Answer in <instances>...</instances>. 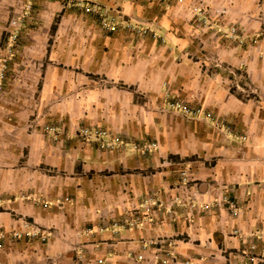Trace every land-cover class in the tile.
<instances>
[{"label": "crops", "instance_id": "0c3cea01", "mask_svg": "<svg viewBox=\"0 0 264 264\" xmlns=\"http://www.w3.org/2000/svg\"><path fill=\"white\" fill-rule=\"evenodd\" d=\"M26 1L30 8L18 29L19 45L8 61V81L13 78V64L31 50V42L37 41L41 51V44L45 48L46 31L52 33L54 41L49 54L54 64L46 68V90L40 95L44 96L40 98L41 104L49 95L77 97L72 91L78 89L81 80L88 86V104L84 109L89 112L85 115L87 120L89 116L94 123L113 128L114 132L141 136L153 133L149 124L147 131L142 130L147 119L129 115L116 120L119 118L116 116L115 122L109 123L99 117L97 109L93 110L97 117L93 113L92 117V95L95 89L100 96L107 95V102L99 101L103 106L114 98V105L120 104L119 107L130 111L131 106L135 110H154L144 106L137 109L136 101L126 91L113 95L114 91L97 88L92 81L106 76L119 79L152 97L161 89L160 83H165L169 94L192 107L214 113L231 127L229 132L214 135L211 133L214 127L202 117H193L187 121L184 139H125L126 144L158 143L159 151L157 145L149 148L152 153L148 158L129 145L122 151L105 152L75 138L49 139L48 135L33 137L26 133L4 138L0 134L2 204L38 215L45 225L54 228L45 243L30 238L18 242L6 239L2 258L12 254L30 264H43L48 257L57 258L55 264H98V259L103 260L102 264H160L159 256L167 249L173 253L172 264H261L248 259L246 251L250 243L258 242L254 235L264 232V185L260 184L264 180V23L258 20L259 16L264 19V0H203L213 7H227L225 15L212 10L209 13L212 23L206 28H201V22L190 9L198 0L91 3L94 10L101 9L118 23L137 21L141 26L155 25L165 36L164 42L134 35L122 25L115 32L107 31L101 27L98 13L81 8L85 3L79 7L71 0ZM5 24L6 15L0 3V57L5 52L1 42ZM233 24L245 35L242 44L222 33ZM80 33L86 38V48L81 51L84 57L79 55ZM208 48L215 50L214 63L206 55ZM34 49L37 48L33 46ZM210 63L230 65L233 73L242 70L258 98L254 93L253 98H242L236 89L229 87L231 75L216 67L209 70ZM24 76L30 79L27 73ZM19 86L3 85L0 123L9 121L4 116L10 114L20 122L19 119L32 113L34 105ZM91 89L94 92L89 95ZM27 90L29 95L28 86ZM156 121L150 117L157 128L161 123ZM244 134L246 140L242 139ZM148 140L157 142L146 143ZM213 157L216 161L209 167L195 159ZM182 163L190 167L194 179L204 182L198 187L181 185ZM159 165L164 168L158 169ZM148 167L150 174L144 169L138 172L130 169ZM47 168L57 170L58 174L47 172ZM148 193L169 201L172 210L154 207L145 215L141 210L146 205L142 197ZM226 193L240 200L237 215L221 203L202 207ZM137 208L141 217L132 226L111 225L113 219L134 215ZM100 211L106 214L102 220ZM8 217H4L5 223L10 224L7 228H17L20 221ZM100 223L105 225L102 232L74 235L73 224L96 227ZM167 235L171 238L166 241L162 236ZM156 238L164 241L146 246L147 240ZM259 241L261 251L264 241ZM80 244L84 255L81 262H76V252L71 248Z\"/></svg>", "mask_w": 264, "mask_h": 264}, {"label": "rangeland", "instance_id": "374dc122", "mask_svg": "<svg viewBox=\"0 0 264 264\" xmlns=\"http://www.w3.org/2000/svg\"><path fill=\"white\" fill-rule=\"evenodd\" d=\"M77 3V5L80 7L81 3H85L82 5V9L85 12L92 11L94 13H98L100 17V25L103 29L108 30L103 26V19L108 21L109 19H112L113 17L106 16V14L100 10H94L92 7L93 3L96 0H71ZM169 1V0H166ZM177 1V0H176ZM183 1V0H182ZM181 1V2H182ZM179 2V1H178ZM0 3L2 4V11L6 15V24L4 27L3 31V39H1V42H3V48L4 51L2 54V57H0V85L2 86V90L0 91V95L3 94L4 88L3 85H6V83H11V85H20L19 87L23 90L25 95L29 98L33 106L32 113L28 115L26 118L19 119L20 122H17V120H13L12 115L10 114L4 116V118L9 119V121H2L0 123V134L6 138L7 136L11 135L12 136H22V134L26 133L29 134L30 136H38L41 135H48L50 138L49 139H78L83 143L89 144L91 146H95L99 150H104L105 152L109 151H122L126 146L129 145L134 151L139 152L141 156L143 157H149L152 153L151 150H148L145 145V141L143 142H129L126 144L125 139H173V138H179V139H184V134L185 132L188 131L187 128V121L190 120V118H193V115H190L189 112L184 111L183 109L176 107L174 103L177 101L183 103L184 106H186L188 109L191 108H197V107H192L185 102L181 101L180 98L173 96L172 94H169L167 91V85L165 83H160V88H158V93L155 94L154 97L150 96V94H145L142 91L138 90L137 87H135L133 84L129 85L127 83H124L122 80H114L110 79L109 77H103L99 79H94L92 81V85H94L97 88H107L110 89V91H114V94L117 91H126V94L131 96L134 101H136L134 107L140 108L141 106H144L145 109L146 107L153 109L154 111H146L144 109H138L135 110L131 106V111L127 108L124 109L122 107H119L120 104L114 105V98H112L110 104L106 106H103L100 104V102H107L108 96H100L97 91L98 89H95L96 93L92 95V100L94 103L93 106L91 107V116L93 117V114L97 117L98 113H93L94 109H97L99 111V117L105 119L106 121L110 122H115V117H119L116 120L120 119L122 116H129L132 115L136 117V115L143 116L147 121H144V128L142 130L147 131L148 127L147 125L149 124V129L153 130L152 134L143 133L144 135L138 136V135H126L123 131L121 132H114L113 128H107L104 126H101L97 123H94L93 120H91L88 116V120L85 115H87L89 112H85L84 109H87V104L88 101L87 99V88L88 86L83 82V81H78L80 82L78 84V89L74 90L72 92H76L77 97H72L68 95H58V96H51L45 98V103L41 104L40 98L44 99V96L42 95L43 91L46 90L45 84V73H46V68L49 67L50 65L54 64V59H52L51 55L49 54V51L52 49L53 46V41L54 37L51 34L46 31V42H45V48L44 46L42 47L43 44H41V51L40 48H38V43L37 41L31 42L30 49L26 55L23 56V58L19 61V63L13 64L12 71H13V78L9 80L8 74L9 69H10V63L8 62L11 59L12 53L14 52L13 50H16V45H19V37L14 40L11 37V33L9 32V29H11L10 21L12 18H17L19 19V26L22 23V20L24 16L26 15L28 9L30 8L29 5H27L26 0H0ZM217 8V9H216ZM191 12L194 13V16L196 19L201 22V28H206L207 25L210 26L212 23V19L209 15V13L212 10H215L216 12L222 13V15L227 13V7L223 6H217L213 7L210 6L206 1L203 0H198L194 3L191 4L190 6ZM59 14V15H58ZM57 15L60 16V13ZM69 20V18L67 19ZM258 20L261 23H264V19L262 16L258 17ZM56 22V21H55ZM83 22V21H81ZM57 23V22H56ZM130 25H133L136 28H128L124 27L126 25V22H120V27L121 25L125 30H128L130 33H133L134 35L140 36V37H146L149 36L153 39H156L160 42L165 41V36L162 34V32L159 30L158 27L155 25H144L141 26L140 22L133 21V22H127ZM118 29V28H117ZM117 31V30H115ZM115 31H110V32H115ZM223 35L238 44H242L245 38L244 34L238 29L236 25H230L227 28H224L222 31ZM211 34V33H210ZM80 40L78 41V45L81 46V50L79 51L80 57H84L81 53L84 48H86V38L82 36V33H80ZM33 46H35L37 49L33 50ZM45 50L46 53L43 51ZM215 50L209 48L206 50L207 57L209 59H213L214 55L213 53ZM205 53V52H204ZM42 54H45V56H42ZM214 63V59H213ZM208 69L210 70L212 67L220 68L223 69L225 74L229 73L231 75V78L229 80L230 84V89H236L239 92V95L242 96V98L247 99V98H253L252 93L256 94V98H258V94L256 93L255 87L250 84L248 79L245 76V73L240 70L239 72L233 73V68L230 67V65H224V64H218L214 66V64H208L207 65ZM12 73V72H11ZM24 73H27L30 77V79L23 78ZM233 73V74H232ZM100 77V76H99ZM26 85H24V84ZM27 86L29 88V95H28V90ZM45 88V89H44ZM90 89V88H89ZM70 91V89L68 90ZM67 89H64V92H68ZM94 89H91L89 92L93 93ZM137 95H136V94ZM5 96V95H4ZM6 97H2L4 99ZM75 99L77 101L75 104L72 102ZM118 99V97H117ZM123 99V96H122ZM17 101V100H16ZM100 101V102H99ZM7 105L11 106L10 103ZM147 105V106H146ZM202 109V107H199ZM203 111L210 112L206 109H202ZM93 113V114H92ZM214 120L209 119L208 117L201 116L204 121H207L212 127L211 128V133L212 134H218L221 132L224 134L225 130L229 132V128L231 127L230 124L227 122H224L215 115L214 113L210 112ZM97 114V115H96ZM150 117H154L155 123L157 122L156 120L161 123V126L157 127L155 126V123L150 122ZM199 118V117H197ZM24 119V120H23ZM90 119V120H89ZM205 119H209L205 120ZM15 121V122H12ZM199 121V120H198ZM203 121V120H202ZM88 128L91 131H107L108 136L105 139H114L115 137H119V141H117L113 147H102L99 145L98 142L93 141L94 137L91 135H84L82 134V129ZM116 131V130H115ZM150 132V131H149ZM23 134V135H24ZM242 139L246 140L247 135L244 134L242 135ZM150 142H157V141H152L148 140L146 143ZM140 143V145H137ZM159 144L157 143V151H159ZM154 150V151H156ZM153 151V152H154ZM156 151V152H157ZM196 162H201L202 166L209 167L214 164L216 161L215 158H209V159H200V158H195ZM182 168L179 169V181L181 185H190L193 184L195 187H198L201 183L204 182L202 179H194L191 176L190 172V167L185 166L180 164ZM164 166L159 165L158 169H162ZM133 171H139L141 169L143 172L146 170L150 174L151 167H148V169L145 168H130ZM157 169V168H154ZM47 172L50 173H55L58 174V171H51V168L46 169ZM154 171V170H153ZM261 182V183H260ZM260 182L256 181L257 183L263 184L264 185V180H260ZM221 194L220 196L216 197L214 202L212 203H204L202 205L203 208H205L204 205H209L211 207V204L216 205L217 203L225 204L227 203L224 201L223 197L228 196L229 193ZM194 197L197 198V191L195 190L194 192ZM230 197V196H229ZM230 199H233L236 201L237 205L240 206V200L235 197L231 196ZM2 200L0 199V264H30V262H25L23 259L18 258L16 256H12V254H7L4 258L1 256V251L5 250L4 249V244L8 242L9 239L10 242H14V240H17L16 242L19 241V239H32L35 242H40V243H45L49 236L53 234L54 228L45 225L40 219L38 215L32 214L26 210H13L12 208L8 207L6 204H2ZM142 203L146 204L142 206L141 210L145 211L146 214H150L149 212L151 210H154V207H160V208H166L169 212L172 210L170 207V202L165 200L161 201L157 197L155 198L152 193H148L147 195H144L142 197ZM4 205V206H3ZM60 206H62V203H59ZM208 207V208H209ZM137 212L134 213L132 216H126L123 217L122 219H113L111 220V225L113 227H118L119 224L121 225H126L127 227L132 226L129 222L132 221L133 219H137L141 217V213L139 214L140 209H135ZM229 210V209H228ZM11 212V213H10ZM230 212V211H229ZM101 219L105 218L106 214L100 211ZM144 215V216H145ZM10 217L12 219H17L20 221L19 226L16 228L14 227L13 229H8L7 227L10 225L8 223H5V218L4 217ZM8 217V218H9ZM105 220V219H104ZM28 223L29 227L30 226H38L41 231L42 235L45 236V239L41 238L42 236H27V232H30L31 228L29 227H24V224ZM66 226V225H65ZM5 227V228H3ZM105 225L103 223H100L96 227L91 226V225H85L84 227H81V225H74L72 226V229L74 232V235L76 236H82V235H93L96 232H102L104 229ZM58 230V229H57ZM56 230V231H57ZM113 230V229H112ZM17 232V233H16ZM115 232V230H113ZM163 239H168L171 238V235L167 236H162ZM157 239V238H156ZM155 239L152 240H147L146 246H153V243L158 245L155 242ZM83 244H80L77 247L72 246L71 249H73L76 252V262H81L82 261V254H83ZM165 251L162 250V253ZM10 253V252H8ZM161 255L160 257V264H162L161 259L163 258ZM84 255V254H83ZM57 263V258H50L48 257L45 261H43V264H55Z\"/></svg>", "mask_w": 264, "mask_h": 264}, {"label": "built area", "instance_id": "2783aa9c", "mask_svg": "<svg viewBox=\"0 0 264 264\" xmlns=\"http://www.w3.org/2000/svg\"><path fill=\"white\" fill-rule=\"evenodd\" d=\"M179 2H181L182 0H177ZM19 19L17 18H12L10 21V25H11V29H9V32L11 33V37L12 39H16L18 36V29H19ZM120 23H118L117 21H114V19H109L108 21H106L105 19H103V26L105 28H107L110 31H115L117 30L118 26ZM124 27H128V28H136L133 25H130L129 23H126V25ZM2 90V86L0 85V91ZM174 105L176 107H179L181 109H183L186 112H189L190 115H193L194 117H201V116H206L211 120H214L213 115L210 112H205L203 111L201 108L197 107V108H191L188 109L186 106L183 105V103L177 101L176 103H174ZM82 134L84 135H91L94 137L93 141L98 142L100 146L102 147H113L114 144L119 141V137H115L114 139H105L108 134L107 131H91L88 128H84L82 129ZM157 144L156 143H151L146 145V148H153L155 147ZM224 201L227 203V207L230 211V213H232L233 215H237L238 211H239V206L237 205L236 201L233 199H230L229 196H224L223 197ZM205 208H208L209 205H204ZM137 222V219H133L132 221H130L129 223L135 224ZM24 227H29L28 223L24 224ZM29 228H31L30 232H27V236H42L41 238L45 239V236L42 235V231L38 226H30ZM17 233V232H16ZM255 237H257L258 242L259 239H261V241H264V232L259 233L258 235H254ZM164 241L163 239H157L156 241H152L155 243H161L162 241ZM151 242V241H150ZM151 242V243H152ZM258 242H252L248 245V251H246L247 257L248 259L252 260L253 262L257 261L258 263L264 264V248L261 251H258ZM164 253H162L163 258L161 259L162 264H172L174 261V256L173 253H171L170 250L164 249ZM138 258L141 259L142 255H138ZM98 264H102L103 260L102 259H98Z\"/></svg>", "mask_w": 264, "mask_h": 264}]
</instances>
